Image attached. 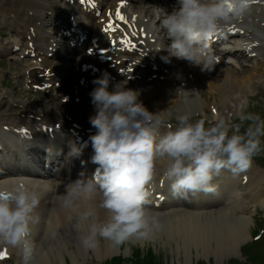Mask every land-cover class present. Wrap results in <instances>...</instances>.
Wrapping results in <instances>:
<instances>
[{
  "label": "clouds",
  "instance_id": "clouds-1",
  "mask_svg": "<svg viewBox=\"0 0 264 264\" xmlns=\"http://www.w3.org/2000/svg\"><path fill=\"white\" fill-rule=\"evenodd\" d=\"M253 3L175 0L170 12L162 9L160 18L168 43H157L151 53L166 64L176 58L212 72L218 56L210 38L223 35L229 23L243 21ZM92 83L89 96L94 114L89 123L95 131L87 141L69 138L65 160L80 159L90 144L96 168L92 173L81 171L75 179L69 176L63 191L56 194L87 251H95L101 240L119 246L132 237L147 239L160 228L157 215L148 208V186L161 162L166 163L163 178L171 194L188 199L214 193V181L225 171L233 176L247 173L261 151L264 119L259 115L240 117L251 121L243 134L239 124L224 118L214 122L193 119L187 111H177V123L166 125L158 112L149 111L140 100V91L127 87V80L116 81L105 70ZM50 192L24 182L0 185V247L18 250L23 264H35L37 209Z\"/></svg>",
  "mask_w": 264,
  "mask_h": 264
},
{
  "label": "bare ground",
  "instance_id": "bare-ground-1",
  "mask_svg": "<svg viewBox=\"0 0 264 264\" xmlns=\"http://www.w3.org/2000/svg\"><path fill=\"white\" fill-rule=\"evenodd\" d=\"M120 1L125 2L127 0H118L115 4L118 5ZM64 2L66 3V5H68L69 8L71 7V5L68 4L66 1ZM22 4L24 5V8H35V11L37 10L36 6H33L32 4L28 3L27 0L22 1ZM11 8H8V12ZM123 8L124 5H118L113 9L110 8L109 10L111 11L112 17L119 19V17L116 15L117 11H119L120 14L125 17L127 23H125L124 20H121V27L124 34L123 36L127 39H130V43L133 46L130 47L129 45H127L124 47V59H117L115 63L116 67L114 69H111L107 65L102 66V69H100V73L107 70L117 81L118 79L122 78V75H125L128 72V76H134L135 73L132 71V69H135L136 67L140 68L139 65L146 64V67L144 69L140 68L141 70H148L143 72L144 79L146 78L147 80L148 78H150V82H152V77H154L162 81L160 82V84L165 87L173 85V83L177 81V77L174 78L173 75L175 70L170 64L163 63L159 55L154 56L151 53L152 51H150L149 49V47H152L154 44H157V38L155 37L156 33L151 32V30L146 27L147 25L144 23L143 20L141 21L140 16L135 19H132L133 16H128L126 13L127 9L125 10ZM258 8H260V6L253 7L251 11L254 12V10ZM30 11L32 10H29L28 12L25 11L26 13L24 14L20 12V14L25 15L30 13ZM72 12L77 14L78 18L76 17L75 19L79 22L82 31L89 34L92 31H95L97 33V36H100L102 24L99 22V20L95 18L94 13L87 15L84 12L77 13L74 9L72 10ZM20 14L17 13V16ZM76 14H74V16H76ZM104 15L106 14L104 13ZM255 16L258 17L257 20H250L251 16H247L241 23L233 21L229 23L223 30L222 39L228 34V32H226L227 29L235 30L236 28H238L239 30H241L238 32V34L235 35V37L232 38V41L239 36H242L243 40H238V42L234 44L235 47L233 50H244L247 47L252 49L251 52L253 54L255 50H257L255 46H258L259 43L255 36L251 34L250 30L244 29V24L247 22H251L250 24H252L256 21H264V7L261 8L260 12H257ZM30 20H35V17L29 15L26 20L22 21L23 26H25L28 22H31ZM20 21L21 20H16L15 22ZM85 21L90 22V24H86L84 26L83 23ZM239 24H243V26L241 25L242 27L240 28ZM23 26H21V28ZM35 27H37V30H40V26L36 25ZM23 29L27 30L26 27H24ZM27 31L28 34L26 35V37L30 35L31 38L36 40L38 34L37 31L35 29L31 31L30 28ZM157 35L159 36L161 34ZM246 38L248 40L252 39L253 41L251 40L249 42H245ZM26 41V44L22 43V45L27 48L26 50H30L31 40L29 41L27 38ZM164 42L168 43V41L163 40L162 44ZM138 43L141 45L145 44L146 51L142 49V46L137 49L135 46H137ZM71 44L72 41H68L65 45V50H69L71 48ZM53 46L54 45H52V43L50 42L49 48L52 47L51 53L55 54V47ZM36 50L38 55L45 53L37 47ZM223 50L224 51L221 52L216 50L218 60H220V63L226 64L228 66L230 65V62L224 60L222 56L226 55L229 51H226L225 49ZM145 52L150 56L147 59L151 58L153 59V61H146V58L142 57L145 55ZM47 53H50V51H47ZM136 53L142 55L141 58H134V56H137ZM237 56V54L232 53L227 57L237 58ZM245 57L248 58V55ZM233 61L236 60L233 59ZM93 62L94 60L91 57L86 54H83L80 57L79 61L76 62V67L73 66V69L77 68L82 71L85 67L91 65ZM152 62H154L156 65H158L159 63L163 64V66L168 69L169 75L171 76L164 74L161 70V67L157 73L152 72ZM37 64L38 63H36V65ZM35 67L38 70H34V73L30 74V72H33L30 71L26 74V77H28L29 80H32V84H38L40 86L44 85L46 83V81L44 80H48L44 77L47 72H49L48 78H55L54 80H58L60 78V71H55V69L57 70V68L53 66V64H45L44 71L39 70L41 68V65L39 64ZM239 74L243 75V73L232 69V72L230 74H226L220 84H215L213 86L214 90L218 91L224 96H229L230 94H233V90L241 89V91L243 92L247 88V84L249 83V81L248 79L245 80L243 76H236ZM53 75L58 76L52 77ZM79 76L80 81L85 79V85L84 87H78V89L80 88L82 92H91V90L93 89L92 80H94L96 77H91L90 74H79ZM41 78H44V80H42ZM201 79H199L198 77L194 79V81H196V83L201 84L206 81L205 79ZM190 80L191 79H189V89H187V93L190 94L189 96H192L191 90L195 89L196 84L193 83L194 81L190 82ZM43 81V84L39 83ZM138 83H135V85ZM154 84L155 83L150 84L152 86L150 87L151 89H146L145 86H141L138 84L137 89L140 90L142 96L140 100L144 104H148L146 106H149V104L151 106L153 102L152 99L155 98V95L157 93H159L157 89L154 90ZM131 85L133 84L131 83ZM183 85L186 86V84ZM207 87H209V83L207 84ZM80 90L79 96L78 93H76L74 90L71 93L68 92L69 94H67L70 95L73 100H75L76 104H83L84 101L87 99V97L84 98L83 94H80ZM45 99L47 100V102H50V98L45 97ZM194 101L195 100L193 99L192 102L194 103ZM156 102L157 101H155L154 104ZM195 103L196 105H194ZM195 103L192 105V108L197 106L200 110V103ZM48 104L49 103L44 104L42 108V112H44L45 109L47 114L42 115L41 111L40 113H34L33 111L29 110V112H27L26 114H21L20 116H0V150H3L2 153L4 155L2 156V153L0 152V161H7L8 158L13 155L16 157L14 159L16 163H19V165L16 164V168L25 167L26 162H22V159L24 157L20 155V151H15L13 149L14 144H20L19 141L14 139V136L18 137V135L15 134V129L19 128V125L27 126L33 132H36V126L43 123L50 124L52 126H54V123H59L60 125H62L61 129H63V126L66 125L64 124L65 122L63 116L59 114V112L55 111V108L51 109ZM6 127H8L9 130H6ZM19 129H21V127ZM55 134H60V137L62 136L61 132H55ZM20 145H24V143H21ZM63 150L66 153L68 151L66 136H63L61 138L60 147L55 153V155H43L44 163L47 162L48 157H50L53 160L54 168H56V171H54L48 177L41 176V170L38 168V164L41 161L40 156L43 154V150H40L39 152L34 154L35 156H33V160L30 161L33 163L31 171L39 173V177L35 178L36 176H32V174L18 176L10 175L3 176L0 181V185L5 187H11L17 184L18 182H24L36 189H51V192L42 200L41 205L37 209L39 222L34 225L33 230V241L36 248L35 264H69L65 257L66 254L70 258L71 264H87L88 259L92 258L91 253H93V255L99 261H102L107 256L119 254V251H121L119 246H113L109 242L103 240L100 241V245L96 248L95 251H87L83 247H81L76 234L71 228L70 216L66 214V212L60 207L59 201L56 199V194L63 191V185L66 178L71 176V178L75 179L81 171L88 172V170L86 167L80 168V163L77 160L71 162L66 161L65 157H63ZM165 167L166 163L161 162L159 164L156 175L153 181L148 186L150 192V203L148 204V208L153 214L157 215L160 223V228L158 230H155L149 238L153 240H158L160 242H163L164 244H171V241H174L177 245L178 253L184 252L187 261L191 260V256H193L194 251L198 254V256H215L218 260H221L224 257L239 256L241 254V249L243 245L247 244L249 239L252 237L250 230L252 224H254L253 212L257 208L264 210V172L260 170L251 171V167V173L249 175L245 173L239 176H233L230 172L225 171L214 181L217 187V190L214 193H200L195 196H190L188 199L173 196L168 201L169 185L168 182H166L163 178V169ZM13 168L15 167L13 166ZM42 170H44V168ZM31 178L35 179L29 180ZM157 194L161 195L160 199L155 198V195ZM161 201H163L162 206L159 208H155L154 205L160 203ZM250 205L254 208L252 212L248 211ZM135 238L136 237H132L130 239ZM144 240L145 239H142V241ZM70 245H73L75 248L71 250L69 248ZM4 250H6L7 255L9 257H15L16 264H23L22 254L18 250L11 249L8 247H0V253Z\"/></svg>",
  "mask_w": 264,
  "mask_h": 264
},
{
  "label": "rangeland",
  "instance_id": "rangeland-1",
  "mask_svg": "<svg viewBox=\"0 0 264 264\" xmlns=\"http://www.w3.org/2000/svg\"><path fill=\"white\" fill-rule=\"evenodd\" d=\"M22 1L24 0H0V116H20L21 114H26L27 112H29V110L33 111L34 113H40V111H43V105L49 103L48 106L51 109L55 108V111L59 112V114H61L62 116L65 114H73L83 118L84 122H88L89 117L94 114L93 105L91 104V98L89 96L90 92H82L80 88L78 89V87L82 86H80V76L76 70L80 71V69H73L75 63L70 62L69 59L66 60L65 58H63L64 52L62 46H59L58 48L57 54H60L59 59L54 60V58L52 57H47L44 60L46 64H53V66L57 68V70L55 69V71H60V78H63V76H65V78L67 79L65 87L61 90L60 94L65 96L63 92H65V94L67 95L69 94L68 92L71 93L74 90L76 93H78L79 96L80 90V94H83L84 98L87 97L83 104H76L75 100L71 98V101L64 105L63 103H61V96L57 99L48 97L50 98V102H47L45 98H36L33 92L27 90V88L31 87L32 85L28 77H26L28 71L30 69L32 70L34 67L32 62L24 61L19 56L11 54L10 52L12 43L17 39L16 31L19 30H16L14 29V26H11L13 18L19 19L20 17V19L26 20L29 15L32 17L39 16L40 18H42V22L44 23L43 29H52L51 22L48 23L50 18L49 16L53 11L52 7H54V9L64 10L63 5L65 8H69L68 5H66L65 2H62V5L58 0H27L28 3L36 6L37 10L35 11V8H24ZM117 1L118 0H104L103 5L106 8L110 7L113 9L118 6L115 4L117 3ZM127 1L129 2H124L123 5H126L124 6L125 10H130L129 14L134 12V14H136L138 17L140 16L141 20H147L148 25L152 26L153 30L154 26H157V28L160 27V19L158 18L162 16V9H164V7L151 6L154 2H151L150 0ZM263 7L264 6L261 5L260 8L255 9L254 12L258 11L259 13L261 8ZM8 8H11L9 12ZM24 10L26 12H28L29 10L32 11H30V13L28 14L21 15L20 12L22 14L26 13ZM17 13L20 15L17 16ZM58 13L63 12L59 11ZM68 17L69 16H67V19ZM132 19H135V17L133 16ZM250 20H252L251 17ZM22 21L23 20H21L20 22H15L20 26V29L21 26H23ZM30 21L31 22H28L25 25L27 29L31 26L32 23H34L32 25L41 23L40 21L38 23L37 18ZM250 23L251 22L245 23L244 28L251 31V34L255 36L258 43L263 44L260 45L261 48L258 47L257 50H255V54L253 56L246 58V55L244 56L243 52H239L238 55L240 57L237 61H233L230 60L229 57H225L224 55L222 56L223 59L227 61L229 60V62H231V64L233 65L227 66L226 64L220 63L216 65V69L212 72H202L199 67L190 66L186 60L173 58L171 66L175 70V72L173 73L174 78L177 77V81L174 82L173 85L165 87L160 84V82L162 81L154 77H152V82H150V78L146 80V78L144 79L143 77L142 81L138 83L141 86H145L146 89L152 87L150 85L151 83H155L154 90L157 89V91H159V93L155 95V98L152 99L153 102L151 106L150 104L149 106H146L148 104L144 105L147 108L149 107V111L158 112L164 124L175 125L177 121L175 120L174 113H176L177 111H187L193 114V119H204L205 121L214 122L218 118H224L226 122L230 124H239L241 126V134L245 132V130L251 123V121L247 120L241 121L240 117L242 115H259L262 119H264V21L253 22L255 24ZM239 25L240 28L243 26V24ZM43 29H41V31ZM41 31L40 35H42ZM161 32V28L155 31L157 43L160 44H162L163 40L167 41L166 34L164 32ZM157 34L161 35L158 36ZM251 40L252 39L248 40L246 38L245 42H249ZM233 41L235 44L238 42L235 39ZM41 44L43 43H39V46H41ZM163 44L166 43L164 42ZM234 47V44H228L226 47L225 45L222 46V48H226L225 50H233ZM232 69L243 73V75L239 74L236 76H243L245 80L248 79L249 83L247 84V88L243 92L241 91V89L233 90V94L224 96L218 91L214 90L213 86L215 84H220L225 75L232 72ZM34 72L35 71L30 72V74ZM55 76L57 77L58 75H53L52 77ZM198 77L199 79L202 78L201 80L205 79L206 81L202 84L196 83L194 79ZM189 79H191L190 82L194 81L193 83L196 84L195 89L193 88L194 90H191L192 96H189L190 94L187 93V89H189ZM121 80H125L123 75L122 78L118 79L117 81ZM131 83L133 84V82L127 83V87L138 90L137 86H131ZM183 83L186 84V86H184ZM208 83L209 87H207ZM92 86L94 87L93 83ZM141 97L142 96L140 95V99ZM193 99L195 100L194 103H200V110L197 106L192 108V105L194 104L192 102ZM155 101H157L155 104L158 105L154 104ZM194 105H196V103ZM41 114H47L45 109ZM63 119L65 122L64 124H66L64 116ZM261 139L262 148L260 153L254 159L251 171L260 170L264 172V137H262ZM250 173L246 174L249 175ZM253 209L254 208L250 205L248 211L252 212ZM253 218L254 224H252L250 230L252 237L249 239L247 244L243 245L241 254L239 256L224 257L223 259L218 260L215 256H198V254L194 251L193 256H191V260L187 261L184 252L178 253L177 245L174 241H171V244H164L163 242L153 240L151 238H147L144 241H142V239L135 238L129 239L125 243L119 245L121 249V251H119L120 253L118 252L119 254L107 256L102 261H99L93 255V253H91L92 258L88 259L87 264H264V210L257 208L253 212ZM69 248L72 250L75 247L73 245H70ZM65 257L68 263L71 264L70 258L67 254L65 255ZM3 264H16L15 257H12L11 260L6 261Z\"/></svg>",
  "mask_w": 264,
  "mask_h": 264
},
{
  "label": "snow or ice",
  "instance_id": "snow-or-ice-1",
  "mask_svg": "<svg viewBox=\"0 0 264 264\" xmlns=\"http://www.w3.org/2000/svg\"><path fill=\"white\" fill-rule=\"evenodd\" d=\"M116 15L119 17L120 20H124L125 23H127V21L125 20V17H124L123 15H121L119 11H117ZM107 30L116 31L114 25H109V26H108V29H106V31H107ZM123 42L129 44L130 47L133 46V45H131L130 41H123ZM23 132H24L25 134H27V129H24ZM161 198H163V197H161ZM6 255H7V252H6V250H5V252L0 253V259H3Z\"/></svg>",
  "mask_w": 264,
  "mask_h": 264
}]
</instances>
